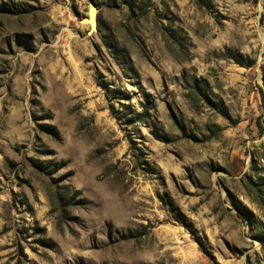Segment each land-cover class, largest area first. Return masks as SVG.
<instances>
[{"label":"rangeland","instance_id":"1","mask_svg":"<svg viewBox=\"0 0 264 264\" xmlns=\"http://www.w3.org/2000/svg\"><path fill=\"white\" fill-rule=\"evenodd\" d=\"M263 74L264 0H0V264H264Z\"/></svg>","mask_w":264,"mask_h":264},{"label":"trees","instance_id":"2","mask_svg":"<svg viewBox=\"0 0 264 264\" xmlns=\"http://www.w3.org/2000/svg\"><path fill=\"white\" fill-rule=\"evenodd\" d=\"M227 56L229 58L234 59L237 63L245 65V66H251L254 64V60L250 59V58H244L242 55H238V54H233L231 52V50H228L227 52ZM263 82H264V74H263ZM263 98H264V94H263ZM63 199H66L65 203H71L70 197L68 195L65 194V196H63ZM263 240H264V235H263Z\"/></svg>","mask_w":264,"mask_h":264},{"label":"water","instance_id":"3","mask_svg":"<svg viewBox=\"0 0 264 264\" xmlns=\"http://www.w3.org/2000/svg\"><path fill=\"white\" fill-rule=\"evenodd\" d=\"M90 7L95 9V13H94V19H93V21H92V23H91V26H90L89 33H91L92 30L96 29V26H97V9H96V6H95L93 3H91V4H90ZM90 18H91V16H90V14H89L88 17H86V18L84 19V21H85L86 19L90 20Z\"/></svg>","mask_w":264,"mask_h":264}]
</instances>
